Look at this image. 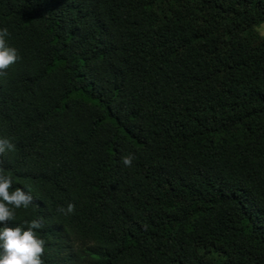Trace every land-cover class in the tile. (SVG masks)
I'll return each mask as SVG.
<instances>
[{
	"label": "trees",
	"instance_id": "1",
	"mask_svg": "<svg viewBox=\"0 0 264 264\" xmlns=\"http://www.w3.org/2000/svg\"><path fill=\"white\" fill-rule=\"evenodd\" d=\"M263 24L264 0H0V171L42 264H264Z\"/></svg>",
	"mask_w": 264,
	"mask_h": 264
},
{
	"label": "clouds",
	"instance_id": "2",
	"mask_svg": "<svg viewBox=\"0 0 264 264\" xmlns=\"http://www.w3.org/2000/svg\"><path fill=\"white\" fill-rule=\"evenodd\" d=\"M6 28H0V69L18 59L17 50L8 45L5 37ZM14 145L7 138H0V152L12 151ZM124 166L132 162V155L120 158ZM11 188V190H10ZM33 196L25 186H13V178L5 171H0V264H42L41 253L44 248L43 239L37 235L36 229L41 224L38 219L24 221L25 226L13 224L15 209L27 207ZM73 205L69 203L62 212H71Z\"/></svg>",
	"mask_w": 264,
	"mask_h": 264
},
{
	"label": "rangeland",
	"instance_id": "3",
	"mask_svg": "<svg viewBox=\"0 0 264 264\" xmlns=\"http://www.w3.org/2000/svg\"><path fill=\"white\" fill-rule=\"evenodd\" d=\"M259 32L264 35V24L258 28Z\"/></svg>",
	"mask_w": 264,
	"mask_h": 264
}]
</instances>
